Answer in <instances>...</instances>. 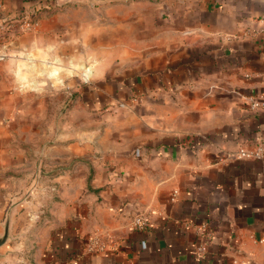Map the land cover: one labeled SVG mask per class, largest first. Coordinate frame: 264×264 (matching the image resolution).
Listing matches in <instances>:
<instances>
[{"label": "crops", "instance_id": "1", "mask_svg": "<svg viewBox=\"0 0 264 264\" xmlns=\"http://www.w3.org/2000/svg\"><path fill=\"white\" fill-rule=\"evenodd\" d=\"M65 1L0 0V170L36 159L13 215L46 235L27 264H264V156L232 157L264 135V0Z\"/></svg>", "mask_w": 264, "mask_h": 264}, {"label": "rangeland", "instance_id": "2", "mask_svg": "<svg viewBox=\"0 0 264 264\" xmlns=\"http://www.w3.org/2000/svg\"><path fill=\"white\" fill-rule=\"evenodd\" d=\"M74 4L71 0H66L65 4L63 5H70ZM62 5V6H63ZM59 6V5H58ZM50 9V8H48ZM3 36L0 33V44L1 39ZM62 56H59L56 60H52L53 62L61 63L63 64L66 61V58H61ZM52 75L56 77L58 75V71H56L55 67L52 68ZM37 105V103H36ZM28 123H27V122ZM50 122V124L53 126L56 120L50 119L47 120ZM34 126L38 127V119H32V120H20L19 126L17 128H22L23 126ZM48 125V123H47ZM25 128V127H24ZM33 158H36L37 155H34L32 153ZM36 160V159H35ZM33 162L30 166H15L12 169H2L0 170V234L3 232V224L5 223L6 218V212L8 209V204L14 200H20L21 203H25L24 200L20 199L25 194L26 197L30 192L27 194L28 190L34 191L35 194H37V184H29L24 183L22 180L23 178H39L38 177V166H36V162ZM55 167L48 168L49 171H53ZM7 175H9V178H14V180H10L9 182L6 181L8 178ZM30 188V189H29ZM27 203V202H26ZM39 204V203H38ZM42 206V205H40ZM33 211L35 213L36 207L33 208L32 204H28L24 208H22L17 214H12V221L16 223L15 227V234H17V238L14 240V244L16 245L17 249L10 250L6 252V260L5 258L1 260V263L3 264H27V259H31V262H34L33 253L35 251L40 250L42 243L45 240L46 235L41 229V226L38 224L42 222L43 220H39L40 217L34 214H29L28 211ZM135 217V216H134ZM134 220V218H133ZM28 223H31L33 225L29 226ZM30 245L31 248H27V246ZM9 252L14 253L10 256L8 254Z\"/></svg>", "mask_w": 264, "mask_h": 264}, {"label": "built area", "instance_id": "3", "mask_svg": "<svg viewBox=\"0 0 264 264\" xmlns=\"http://www.w3.org/2000/svg\"><path fill=\"white\" fill-rule=\"evenodd\" d=\"M250 108L254 111H264V96H258L251 99ZM264 156V135L261 138H257L254 141V149L246 150L244 148L239 149L236 153L232 154V157L245 158V157H262ZM150 220L148 215L137 214L133 220V227L144 228L149 224ZM107 245V240L99 235H91L85 245V249L88 252H97L104 250Z\"/></svg>", "mask_w": 264, "mask_h": 264}, {"label": "water", "instance_id": "4", "mask_svg": "<svg viewBox=\"0 0 264 264\" xmlns=\"http://www.w3.org/2000/svg\"><path fill=\"white\" fill-rule=\"evenodd\" d=\"M28 193H29V190H28L27 194ZM20 199L25 201L26 194ZM20 204H22L20 202V200H14L11 202L10 206L7 209L5 223L3 224V232H2V234H0V261L4 258L6 259L7 254H6V252H4V247L7 244L8 240L11 238L12 214L16 210L17 206Z\"/></svg>", "mask_w": 264, "mask_h": 264}]
</instances>
